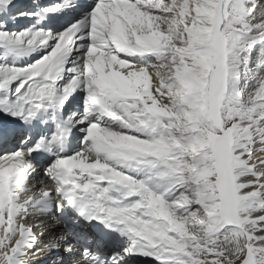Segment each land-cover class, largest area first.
<instances>
[{"label":"snow or ice","instance_id":"obj_1","mask_svg":"<svg viewBox=\"0 0 264 264\" xmlns=\"http://www.w3.org/2000/svg\"><path fill=\"white\" fill-rule=\"evenodd\" d=\"M0 264H264V0H0Z\"/></svg>","mask_w":264,"mask_h":264},{"label":"bare ground","instance_id":"obj_2","mask_svg":"<svg viewBox=\"0 0 264 264\" xmlns=\"http://www.w3.org/2000/svg\"><path fill=\"white\" fill-rule=\"evenodd\" d=\"M29 0H21V3L27 4Z\"/></svg>","mask_w":264,"mask_h":264}]
</instances>
